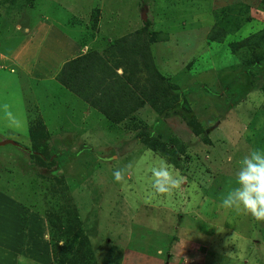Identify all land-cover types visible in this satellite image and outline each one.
Masks as SVG:
<instances>
[{
    "label": "rangeland",
    "instance_id": "374dc122",
    "mask_svg": "<svg viewBox=\"0 0 264 264\" xmlns=\"http://www.w3.org/2000/svg\"><path fill=\"white\" fill-rule=\"evenodd\" d=\"M145 23L167 85L127 121L54 80L81 49L110 73ZM262 58L264 0H0V264H264V220L222 207L264 155Z\"/></svg>",
    "mask_w": 264,
    "mask_h": 264
},
{
    "label": "trees",
    "instance_id": "16d2710c",
    "mask_svg": "<svg viewBox=\"0 0 264 264\" xmlns=\"http://www.w3.org/2000/svg\"><path fill=\"white\" fill-rule=\"evenodd\" d=\"M146 24L147 23L136 33L131 43H129L127 37L115 40L111 47L118 49L120 56L124 60H119L116 63V68H112L110 73L104 69L101 70V75H92V73H89L90 69H92V72L94 71L93 69H95L96 63L100 60L97 53L89 52L72 58L71 60L62 61L61 69H58L57 75H54V80L57 81L59 85L71 90V92L78 97H83V101L89 106L91 105L93 108H97L114 125H119L127 121L133 113L143 107L144 101L152 102L156 94L165 93L164 85H167L165 76L158 71L153 62L152 52L149 48L150 43L148 41L149 32ZM242 45H248V43L245 41ZM253 65L255 69L263 66L264 58L260 60L257 59ZM118 68H123L124 71L122 76L116 74ZM87 73H89L88 76H86ZM139 73L146 75L143 89L140 90L142 91L143 100H135V92L133 88L130 87L132 84L138 88L137 83L139 79L137 75ZM94 81L95 86H93ZM98 93H100L99 96L93 98ZM171 100L173 103H178L182 99L173 97ZM162 106L165 107V109L169 107L166 102H164ZM172 108H174V106L170 107V109ZM188 113L184 114L183 119H185L187 125L197 133L196 129L193 127L191 121L193 116L189 109ZM151 143L154 146L157 144V140H152ZM43 147L44 145L41 144L40 141H33L32 148L23 150L36 157L37 160L47 163V161L51 159V155L45 154V148ZM81 233L82 232H78L74 238L73 245L71 246L72 253L75 249L74 245L76 244V239H85V235L83 237ZM68 259L69 258H67V260ZM115 259L116 257L113 260ZM59 263L61 262L59 261ZM64 263L65 261L61 264ZM117 263H119L118 260ZM90 264H97V262L93 261Z\"/></svg>",
    "mask_w": 264,
    "mask_h": 264
},
{
    "label": "clouds",
    "instance_id": "9594fccd",
    "mask_svg": "<svg viewBox=\"0 0 264 264\" xmlns=\"http://www.w3.org/2000/svg\"><path fill=\"white\" fill-rule=\"evenodd\" d=\"M245 163L246 167L239 175L242 188L225 198L222 207L236 212L243 210L251 213L257 220H264V155L256 154ZM156 176L160 178L156 183L159 193H171L182 182V178L174 180L166 171L157 172ZM114 177L118 182L123 179L119 171L114 173Z\"/></svg>",
    "mask_w": 264,
    "mask_h": 264
},
{
    "label": "crops",
    "instance_id": "0c3cea01",
    "mask_svg": "<svg viewBox=\"0 0 264 264\" xmlns=\"http://www.w3.org/2000/svg\"><path fill=\"white\" fill-rule=\"evenodd\" d=\"M86 49V48H85ZM81 51V54L80 55H82V54H84L85 52L81 49L80 50ZM17 55V54H16ZM16 55H15V57L13 56V58L12 59H10V60H12L14 63H15V65H17V61H16ZM77 56H79V55H77L76 53L74 54V55H72V57L70 58V59H67L66 61H68V60H71L72 58H75V57H77ZM19 57V55L17 56V58ZM18 60V59H17ZM16 61V62H15Z\"/></svg>",
    "mask_w": 264,
    "mask_h": 264
},
{
    "label": "water",
    "instance_id": "95a60500",
    "mask_svg": "<svg viewBox=\"0 0 264 264\" xmlns=\"http://www.w3.org/2000/svg\"><path fill=\"white\" fill-rule=\"evenodd\" d=\"M7 144L17 145V144H15V142L10 141V140L0 141V146H5Z\"/></svg>",
    "mask_w": 264,
    "mask_h": 264
}]
</instances>
